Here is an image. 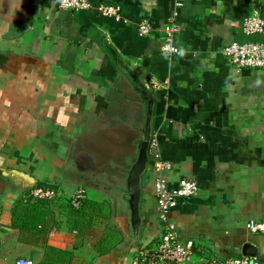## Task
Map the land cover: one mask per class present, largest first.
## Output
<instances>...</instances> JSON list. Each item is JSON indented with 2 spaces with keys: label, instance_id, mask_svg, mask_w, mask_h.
Listing matches in <instances>:
<instances>
[{
  "label": "crops",
  "instance_id": "crops-1",
  "mask_svg": "<svg viewBox=\"0 0 264 264\" xmlns=\"http://www.w3.org/2000/svg\"><path fill=\"white\" fill-rule=\"evenodd\" d=\"M88 2L118 6L129 23L64 11L59 0H0V169L29 173L70 200L86 191L80 210L17 209L25 189L0 172V264H132L156 245L157 173L146 185L140 178L137 234L112 190L127 194L117 173L132 168L145 139V165L168 164L161 177L170 189L183 179L199 187L169 214L196 260L264 264V234L247 229L264 222V71L236 72L221 53L232 42L264 41L242 30L251 16L264 20V0ZM171 18L181 54L168 58L162 32ZM141 21L151 36L138 34ZM247 244L254 257L243 255Z\"/></svg>",
  "mask_w": 264,
  "mask_h": 264
},
{
  "label": "built area",
  "instance_id": "built-area-1",
  "mask_svg": "<svg viewBox=\"0 0 264 264\" xmlns=\"http://www.w3.org/2000/svg\"><path fill=\"white\" fill-rule=\"evenodd\" d=\"M59 7L64 11H81L95 9L100 15L112 18L117 22L129 23L121 16L118 6L100 5L93 8L88 0H59ZM137 32L141 37H149L153 32L148 21L137 24ZM242 30L245 35L252 36L261 34L264 36V20L257 15L247 18ZM180 32V26L174 18L169 19L163 28V53L168 58L178 56L181 52L174 44L175 37ZM223 56L233 66L236 72L243 69H258L264 71V41H253L245 44L232 42L222 52ZM159 86L154 84V88ZM157 140H151L150 148H157ZM159 158V155H157ZM156 158V159H157ZM154 171L157 173L155 198L158 206L159 220L162 224V235L159 242L153 247L140 249L132 264H260L257 258H230L226 260L201 259L196 260L194 243L182 241L177 232L174 222L170 219V211L176 206L179 199H191L198 195L199 187L196 182L183 179L176 189H170L166 181L161 177L162 171L169 168L168 164L160 160L154 163ZM58 191L43 187H37L32 192V202L51 201L57 197ZM60 195V194H59ZM86 199V191L79 189L71 198V206L79 210ZM252 234H264V222L252 221L247 225ZM15 264H34L30 259H19Z\"/></svg>",
  "mask_w": 264,
  "mask_h": 264
},
{
  "label": "water",
  "instance_id": "water-1",
  "mask_svg": "<svg viewBox=\"0 0 264 264\" xmlns=\"http://www.w3.org/2000/svg\"><path fill=\"white\" fill-rule=\"evenodd\" d=\"M148 140H143L139 144L137 160L133 164L130 170L120 169L117 174L126 175L127 181V194L123 196L120 200L121 206H127L130 213L128 217V224H130V234H137L139 232L140 222L138 215V205H139V184L141 175L143 176V185H146L148 179H150V174L154 171L153 166L145 165L148 160ZM129 143V142H128ZM148 163V161H147ZM2 176L11 182H14L16 186L24 189H33L37 186L36 179L29 173L20 171L18 169H0ZM243 255L252 256L256 255V249L247 244L243 247Z\"/></svg>",
  "mask_w": 264,
  "mask_h": 264
},
{
  "label": "rangeland",
  "instance_id": "rangeland-1",
  "mask_svg": "<svg viewBox=\"0 0 264 264\" xmlns=\"http://www.w3.org/2000/svg\"><path fill=\"white\" fill-rule=\"evenodd\" d=\"M34 175L37 176V174H34ZM59 190L61 191V192L59 191L60 195L58 194L57 197H55V199H53L51 201L43 200V201H37V202L31 203L32 202V196L31 195H32L33 190L32 189H25V191H22L24 193V196H22V198L19 200L18 206L16 208L17 209H21L24 205H27V208H30V207L36 205L38 208H41V209L42 208H48L50 210V212L53 213V210L57 209L58 207L59 208L62 207V209H64V211L66 212L68 210V208H70V207L73 208L71 206V201L69 199L70 197L68 196L67 192L63 191L62 188H60ZM63 205H64V207H63ZM113 206H114V204H113ZM119 206H121L120 200H118L117 206L115 204L114 207H116L118 215L122 216V214H119V212H120V207ZM34 210H35V208H34ZM114 213H113V211H111V215H113V217L111 216V218H110L111 221H110L109 224H111V226L114 227L115 229H118V227H120V226H119V224L117 223V221L115 219V214Z\"/></svg>",
  "mask_w": 264,
  "mask_h": 264
},
{
  "label": "flooded vegetation",
  "instance_id": "flooded-vegetation-1",
  "mask_svg": "<svg viewBox=\"0 0 264 264\" xmlns=\"http://www.w3.org/2000/svg\"><path fill=\"white\" fill-rule=\"evenodd\" d=\"M123 189V190H122ZM110 191L114 190L115 193L118 194V197H123V196H126V195H123V192H124V188H120V187H113L112 190L109 189Z\"/></svg>",
  "mask_w": 264,
  "mask_h": 264
},
{
  "label": "trees",
  "instance_id": "trees-1",
  "mask_svg": "<svg viewBox=\"0 0 264 264\" xmlns=\"http://www.w3.org/2000/svg\"><path fill=\"white\" fill-rule=\"evenodd\" d=\"M37 187H43V188H48V189H54L55 188L53 186H47V185H42V184H39Z\"/></svg>",
  "mask_w": 264,
  "mask_h": 264
}]
</instances>
